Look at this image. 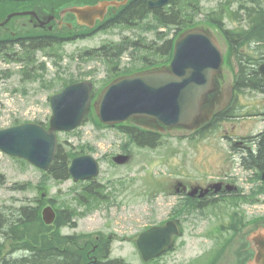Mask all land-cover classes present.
Here are the masks:
<instances>
[{
	"label": "rangeland",
	"instance_id": "374dc122",
	"mask_svg": "<svg viewBox=\"0 0 264 264\" xmlns=\"http://www.w3.org/2000/svg\"><path fill=\"white\" fill-rule=\"evenodd\" d=\"M224 1L226 0H199L200 13L195 19L214 16L211 21L215 23ZM146 19L149 21V16ZM15 23L16 19L10 26ZM205 24L217 38L221 48L225 49L226 43L222 36L213 26L206 22ZM222 25L225 28H234L246 26V22L238 19L231 21L224 17ZM5 31L6 28H0V35H4ZM164 31L157 37L154 33L156 31L146 26H109L86 38L46 47L45 50L37 51V60L44 62V66L39 69V63H34V67L38 69H32L31 76L21 74L25 66L23 63L0 56V128L23 122H47L51 116L48 96L55 90L50 88V84L57 83L55 80L89 79L98 89L110 76L143 65L144 50L138 51L131 47L133 43L122 55L108 59L101 53L99 57L89 56L87 51L101 48L107 42H118L124 35L134 38L140 33L143 34L145 42L157 40L155 44H160L169 33L165 29ZM245 49L248 54L255 53V48ZM0 53L7 54L8 50L4 48ZM234 70L235 63L232 59L222 66L219 80L225 96L220 97L216 106L222 107L232 98L231 82ZM244 91L239 93L241 95L238 97L239 105L237 103L236 110L242 117L210 127L206 137L201 139L197 136L188 139L186 130L169 128L163 131L165 136L162 144L149 148L129 142V134L119 128L97 126L89 119L72 131L58 132L57 140L63 143L66 141L64 144L67 147L68 143L83 146L91 151L88 154L97 158L100 172L98 179L95 178V187L102 188L106 185V198L98 206H92L90 213L78 217L74 228L69 227L72 226L70 224L57 229L54 224L51 229L49 227L48 235L55 231V234L76 235L102 231L108 236L104 242L112 245L110 254L124 257L132 264H244L245 255L248 253L245 251L248 248L245 240L247 231L258 222L264 223V190L250 193L259 183L250 171H246L239 164L237 155L231 150L230 142L225 137L226 134L233 133L237 134L234 139L242 140L239 135L249 136L261 127L264 128V93L257 90ZM118 154H129L128 160L121 164L114 163L112 158ZM0 172V181H4L0 184V205L19 206L38 194L33 186L22 190L10 188L15 182L21 184L30 181L35 184L40 181L42 173L31 164L0 152ZM176 182L186 186H208L224 182L239 186L241 194H246L247 197L255 195L250 198L253 200L243 202L239 209L236 208L245 225L230 218L234 206L224 203L231 195L221 196L216 192V199L206 203L202 210L195 209L193 205L195 213L180 214L183 232L176 238L170 252L159 259L143 261L136 245L138 234L146 226L167 219L173 212L171 208L184 200L181 195L188 189H182ZM75 183L71 179L61 183L51 182L48 194L54 195L58 199L55 202L59 205L66 204H62L65 200L77 212H84L94 199H82V202L76 200L70 192ZM229 221L235 223L234 228L229 227ZM101 245L100 241L89 234L86 237H77L75 243H65L61 247L79 252L90 262L93 258L95 261L102 257ZM108 248H104V252ZM1 249L0 260L5 256L13 259L18 253H23L18 251L17 241L11 239H4ZM9 252L14 253L10 255Z\"/></svg>",
	"mask_w": 264,
	"mask_h": 264
},
{
	"label": "water",
	"instance_id": "95a60500",
	"mask_svg": "<svg viewBox=\"0 0 264 264\" xmlns=\"http://www.w3.org/2000/svg\"><path fill=\"white\" fill-rule=\"evenodd\" d=\"M168 1L157 0L150 6H162ZM82 9L92 10L90 7ZM222 60L217 42L205 28H188L175 40L168 66L115 78L100 91L93 107L104 124L146 119L192 129L208 116L205 100L214 89L213 77L219 72ZM259 70L264 76V63ZM92 92L93 83L88 80L67 85L50 97L52 115L48 128L23 123L0 129V149L47 168L57 146L56 131L72 130L82 121L91 104ZM126 159L127 156L115 157L117 162ZM69 172L74 180L88 179L98 173V164L91 155L77 156L72 159ZM42 214L47 223L55 217L50 206L45 207ZM177 232V225L169 221L141 234L137 244L143 258L147 260L159 254L170 245L172 233ZM248 240L255 253L247 264H264V228L253 231Z\"/></svg>",
	"mask_w": 264,
	"mask_h": 264
},
{
	"label": "trees",
	"instance_id": "16d2710c",
	"mask_svg": "<svg viewBox=\"0 0 264 264\" xmlns=\"http://www.w3.org/2000/svg\"><path fill=\"white\" fill-rule=\"evenodd\" d=\"M145 1L146 0H135L126 5L116 16L115 24L129 25L138 19H142L150 10L145 4ZM236 2H238V5L234 9L226 6L229 4L228 1L221 7V9L224 10V14L230 19H246L248 22L246 27L239 29H224L226 41L229 46H232L237 50L235 51L238 53V60L240 61L239 73H237L235 77L236 84L237 86L261 89V79L252 61L257 62L261 57H264V5L262 0H236ZM197 7L198 4L193 3L191 0H171L170 6L153 9V17L162 25L167 26L177 24L179 28L176 33H178L184 27L186 28L187 26L197 24L193 21L194 16L200 12ZM213 17L208 18V20L211 21ZM217 19H221V16L218 15L215 20ZM203 22H205V17ZM218 27L221 28V22ZM246 43L249 46L252 45V48H255V53L251 55H239V48ZM3 44L4 43L2 42L1 45ZM128 44V41H124L110 46L94 48L86 53L89 56L96 57H99V53H101V55L106 56V59L111 56L118 57L129 47L127 46ZM21 47L22 51L20 52L19 57L14 59H23L27 63H32L34 61L35 49L41 46L23 45ZM132 47L136 48L138 51H141V49L145 50L142 52V59L148 58L149 53L153 56L159 55V57H161L159 61L167 62L172 53V40L169 39L164 41L160 46ZM2 50L3 49L0 47V52ZM10 57H12V55H10ZM156 63L157 62H153L152 64ZM70 82H72V80H63L60 82V87ZM56 85L57 84H55V86ZM51 86H53V84ZM91 111L92 110L89 109V114L87 115L88 119L92 118L95 124L103 126ZM227 114L228 111L219 112V114L215 115L206 123V125L203 124L197 132L202 134L206 127H209L212 124L215 125L220 116H228ZM91 115L94 117H91ZM116 127L121 131L127 132L130 136V141H134L140 146L154 147L159 142V133L141 129L131 123L117 125ZM254 144L255 147L253 149L249 148V150H245L246 155L243 157V164L248 167L257 166L260 168L261 172H264V130L257 138H255ZM75 154L76 152L72 149H64L62 144H59L45 177L50 176L59 181L67 179L69 177V161ZM1 183L2 181H0V184ZM44 184L45 183L40 187L41 189L46 188ZM28 185L29 183H14L11 187L21 188L22 186ZM92 188L93 183L90 182L86 186L87 192H93ZM34 201L36 203L35 205L23 204L16 208L13 206L0 205V253L4 239L17 241L18 251H23V253H18L13 259H9L8 256H5L0 260V264H128L120 258H109L107 256L108 249L104 252V248H102V257L95 261L93 258L88 262L85 256L81 255L79 252L68 247H61L65 243H75L77 237L75 235L55 234L56 231L48 235L47 232L49 227L51 229L52 226L44 225L39 213L43 202L39 197L34 198ZM48 201L50 202L52 199H48ZM75 213L76 212L72 208H58L55 220L57 229L61 225L69 223L71 217ZM9 253L10 255H13L14 252Z\"/></svg>",
	"mask_w": 264,
	"mask_h": 264
},
{
	"label": "flooded vegetation",
	"instance_id": "af4514ba",
	"mask_svg": "<svg viewBox=\"0 0 264 264\" xmlns=\"http://www.w3.org/2000/svg\"><path fill=\"white\" fill-rule=\"evenodd\" d=\"M107 1L112 0H0V16L7 11L22 12L16 16V25L13 28L9 26L7 30L10 34H27L25 38L30 40L33 46L62 45L94 35L106 29V26L115 24V18L124 5L118 7L107 5V11L101 19L94 13L77 15L69 10ZM133 1L135 0H126L125 5ZM149 1L146 0L145 4ZM2 40L4 39L0 38V42ZM223 91L224 89L217 83L215 102L220 100Z\"/></svg>",
	"mask_w": 264,
	"mask_h": 264
},
{
	"label": "bare ground",
	"instance_id": "6f19581e",
	"mask_svg": "<svg viewBox=\"0 0 264 264\" xmlns=\"http://www.w3.org/2000/svg\"><path fill=\"white\" fill-rule=\"evenodd\" d=\"M58 141V140H57ZM60 142V141H59ZM77 157V156H76Z\"/></svg>",
	"mask_w": 264,
	"mask_h": 264
}]
</instances>
